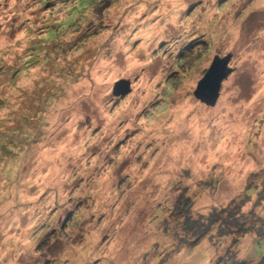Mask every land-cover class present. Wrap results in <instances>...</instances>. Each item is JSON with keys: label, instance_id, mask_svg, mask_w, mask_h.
Instances as JSON below:
<instances>
[{"label": "rangeland", "instance_id": "rangeland-1", "mask_svg": "<svg viewBox=\"0 0 264 264\" xmlns=\"http://www.w3.org/2000/svg\"><path fill=\"white\" fill-rule=\"evenodd\" d=\"M260 181L264 0H0V264H221L233 249L258 264L264 237L179 247L170 213L180 193L207 214ZM251 195L243 210L263 217Z\"/></svg>", "mask_w": 264, "mask_h": 264}, {"label": "trees", "instance_id": "trees-1", "mask_svg": "<svg viewBox=\"0 0 264 264\" xmlns=\"http://www.w3.org/2000/svg\"><path fill=\"white\" fill-rule=\"evenodd\" d=\"M260 183L262 187L250 184L242 196L232 199L231 202L219 209L213 208L207 214L193 215L191 209L193 201L185 196V192L180 193L182 195L173 204L170 213V220L180 224V230L175 231V244L179 247H194L202 239H209L214 231L217 232L218 237L232 236V245H237L239 239L247 233H254L259 238L264 237V216L258 215L255 212V207L248 212L243 210V206L250 201L253 191L258 195L254 206L264 202V181H260ZM233 250H226L230 260L223 256L219 260L220 263L246 264L244 261L236 260ZM262 260L258 264H264V259Z\"/></svg>", "mask_w": 264, "mask_h": 264}, {"label": "water", "instance_id": "water-1", "mask_svg": "<svg viewBox=\"0 0 264 264\" xmlns=\"http://www.w3.org/2000/svg\"><path fill=\"white\" fill-rule=\"evenodd\" d=\"M231 53H227L223 57L213 56V60L203 77L193 90L194 95L202 102L210 106H214L220 94V88L226 77L233 71L229 66ZM112 94L122 96L130 92L131 84L128 79L122 78L113 84Z\"/></svg>", "mask_w": 264, "mask_h": 264}, {"label": "bare ground", "instance_id": "bare-ground-1", "mask_svg": "<svg viewBox=\"0 0 264 264\" xmlns=\"http://www.w3.org/2000/svg\"><path fill=\"white\" fill-rule=\"evenodd\" d=\"M99 25V24H98ZM102 25V24H101ZM93 26V25H92ZM95 26V25H94ZM91 28H93V27H91ZM101 28V27H100ZM104 28V27H103ZM102 29V28H101ZM90 30V29H89ZM94 32V31H93Z\"/></svg>", "mask_w": 264, "mask_h": 264}]
</instances>
